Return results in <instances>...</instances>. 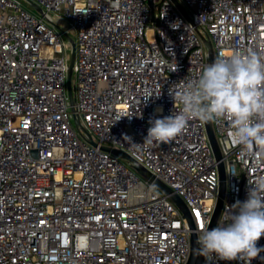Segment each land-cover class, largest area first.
Segmentation results:
<instances>
[{
    "label": "built area",
    "instance_id": "1",
    "mask_svg": "<svg viewBox=\"0 0 264 264\" xmlns=\"http://www.w3.org/2000/svg\"><path fill=\"white\" fill-rule=\"evenodd\" d=\"M32 1L42 12L0 0V264H186L192 229L182 210L102 145L124 150L180 195L197 233L208 228L220 172L205 122L189 120L170 143L149 145V120L179 112L170 89L213 62L204 38L214 59L264 54V0H179L192 21L174 0ZM212 124L226 171L217 226L264 176V160L231 143L230 121ZM252 264H264V251Z\"/></svg>",
    "mask_w": 264,
    "mask_h": 264
},
{
    "label": "clouds",
    "instance_id": "2",
    "mask_svg": "<svg viewBox=\"0 0 264 264\" xmlns=\"http://www.w3.org/2000/svg\"><path fill=\"white\" fill-rule=\"evenodd\" d=\"M170 95L175 108L180 106L179 112L150 119L144 143H170L192 119H227L231 143L241 146L254 159L264 160V54L250 50L220 55L203 68L197 79L171 88ZM249 185L248 198L236 201V211L229 209L230 223L198 233L199 255L209 261L240 259L252 264L264 251V247L257 246L264 236V176Z\"/></svg>",
    "mask_w": 264,
    "mask_h": 264
},
{
    "label": "water",
    "instance_id": "3",
    "mask_svg": "<svg viewBox=\"0 0 264 264\" xmlns=\"http://www.w3.org/2000/svg\"><path fill=\"white\" fill-rule=\"evenodd\" d=\"M31 6L39 11L42 12V8L37 5L35 2L32 0H27ZM179 8L182 10V12L192 21L191 17L189 16V13L186 11V9L183 7V5L179 2V0H174ZM149 4L153 3V0H148ZM57 28L60 29L61 31H64L63 28L56 24ZM65 32V31H64ZM66 38L71 42L72 44V49H71V57L69 61V70H68V77H67V89H68V95L71 103V108L72 111L75 112V97H74V92H73V84H72V74H73V64L75 60V40L67 33H65ZM205 43L208 47L210 58L213 61L214 59V52H213V45L209 39L204 38ZM74 122L79 128L83 131V133L86 135L87 140L93 144L96 145L97 142L94 140L93 136L91 133L84 128L81 125L80 120L77 118V115L74 113ZM206 124V129L207 133L209 135V139L211 141L212 147L215 152V156L217 160L219 161V172H220V185H219V191H218V198L217 202L209 223L208 228L211 230L212 228H215L216 223L219 219L222 206L224 203L225 195H226V171H225V164L223 161V155L213 128L212 122H205ZM102 149L106 151H110L113 154L119 156L120 158L126 160L129 165L135 169L139 174L143 175L145 178L151 180L154 182V185L163 191L165 194L169 195L170 199L182 210L184 217L187 219L189 227L192 229L191 232V249H190V255L189 258L186 262V264H202L204 261L205 256L199 255L198 250L200 248V245L197 243L198 241V233L195 230V223L193 220V217L190 213V209L184 199L178 195L176 192H174L167 184H165L162 180L157 178L152 172H150L147 168H145L141 163H139L135 158H133L130 154L125 152L124 150L109 146V145H102Z\"/></svg>",
    "mask_w": 264,
    "mask_h": 264
},
{
    "label": "rangeland",
    "instance_id": "4",
    "mask_svg": "<svg viewBox=\"0 0 264 264\" xmlns=\"http://www.w3.org/2000/svg\"><path fill=\"white\" fill-rule=\"evenodd\" d=\"M23 2H24V4H25V6H26L27 8H29L31 11H33V12H37V10H35L27 0H23ZM59 24H60L64 29H65V28L67 29V28H69V26H70L69 22H68L67 20H65V19L60 20V21H59ZM70 36L75 40V39L77 38V33L74 32L73 30H72V31L70 30ZM70 43H71V42H70ZM71 49H72V44H71V48H70V50H69V55H70V56H71ZM76 82H77V75H76L75 72H73V74H72V84L74 85V84H76ZM238 170H239V172H241L240 166H238ZM140 176H141L142 179H145V177H144L143 175L140 174Z\"/></svg>",
    "mask_w": 264,
    "mask_h": 264
}]
</instances>
